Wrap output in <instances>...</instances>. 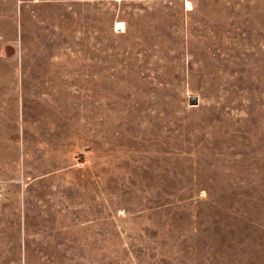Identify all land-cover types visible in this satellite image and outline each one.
Returning <instances> with one entry per match:
<instances>
[{
    "label": "rangeland",
    "instance_id": "rangeland-1",
    "mask_svg": "<svg viewBox=\"0 0 264 264\" xmlns=\"http://www.w3.org/2000/svg\"><path fill=\"white\" fill-rule=\"evenodd\" d=\"M0 264H264V0H0Z\"/></svg>",
    "mask_w": 264,
    "mask_h": 264
},
{
    "label": "water",
    "instance_id": "water-1",
    "mask_svg": "<svg viewBox=\"0 0 264 264\" xmlns=\"http://www.w3.org/2000/svg\"><path fill=\"white\" fill-rule=\"evenodd\" d=\"M192 101H193V104H195V103H196V100H195V99H193Z\"/></svg>",
    "mask_w": 264,
    "mask_h": 264
}]
</instances>
